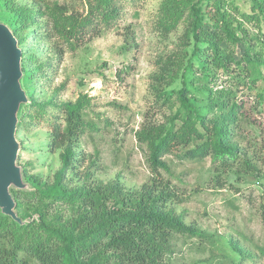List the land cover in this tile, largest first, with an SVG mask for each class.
I'll return each mask as SVG.
<instances>
[{"label": "trees", "instance_id": "obj_1", "mask_svg": "<svg viewBox=\"0 0 264 264\" xmlns=\"http://www.w3.org/2000/svg\"><path fill=\"white\" fill-rule=\"evenodd\" d=\"M85 1L89 11L80 17L56 2L51 6L38 0L39 9L34 10L0 0V8L10 13L7 18L0 16V21L12 30L19 46L35 15L46 18V34L71 44L88 28L95 31L94 21L108 26L118 16L116 0ZM248 2V13L236 10L233 0H170L162 6L159 26L165 33L182 21L187 26L180 39L182 49L156 61L157 85H152L156 103L174 107V113L166 125L143 126L135 134L147 149L150 171L139 189L126 191L117 181L70 185L67 172L78 162L77 143L94 126L84 118L85 98L59 106L64 122H55L49 141L50 148L60 150L61 167L50 182L22 167L29 190L11 193L17 216L30 221L20 226L0 214V264H171L175 236H204L170 208L176 194L163 178L162 172L170 173L163 158H209L222 168L215 176L223 180L235 170L236 176L260 174L253 161L264 166V158L242 152L254 145L248 138L251 130L264 126V62L256 53L258 43L264 46V0ZM232 12L240 21H254L256 33L246 34L243 22ZM222 44L241 46L242 54L236 59ZM28 60L23 53L22 85L29 103L21 109L17 133L25 127V119L34 118L32 108L43 110L53 104H40L28 92L33 74L27 69ZM218 70L233 80L214 90L211 85ZM177 81L179 87H172ZM262 220L264 225V210ZM233 249L242 253L236 246Z\"/></svg>", "mask_w": 264, "mask_h": 264}, {"label": "rangeland", "instance_id": "obj_2", "mask_svg": "<svg viewBox=\"0 0 264 264\" xmlns=\"http://www.w3.org/2000/svg\"><path fill=\"white\" fill-rule=\"evenodd\" d=\"M8 1L15 8L39 9L38 0ZM168 1L116 0L118 16L108 26L94 21L95 31L88 28L82 37L72 39L71 44L55 34L52 37L46 34L44 31L49 30L46 18L35 15V23L23 31L26 40L20 46L29 58L27 69L33 71L28 92L40 104L50 101L53 104L43 110L32 108L30 113L34 118L25 119V127L16 135L22 143L18 162L29 174L52 181L61 167L60 150L50 148L49 141L55 122H64L59 106L85 98L84 118L94 127L87 128L77 143L78 162L70 165L67 172L70 185L117 181L126 191H132L148 181V152L135 134L143 126L166 125L174 113V107L156 103L152 85H157L156 61L182 49L180 39L187 26L182 21L168 33L162 30L161 8ZM44 2L51 6L55 2L65 5L80 17L89 11L85 0ZM233 2L236 10L250 12L248 0ZM234 14V19L240 21ZM0 16L9 17L8 9L1 7ZM240 22L250 37L256 33L254 21ZM222 48L231 51L236 59L243 51L241 46L228 44H222ZM190 50L188 47L186 51ZM256 53L261 54L264 62V46L258 43ZM232 80L218 70L211 86L216 90ZM179 85L177 81L172 87ZM248 138L254 145L243 148V155L253 157L256 152L263 159L264 126L252 129ZM163 160L170 171L169 174L162 172L163 178L176 194L170 208L204 235L202 238L175 236L170 263L264 264V166L261 161H253L260 174L236 176L235 170L224 175L223 180V176H215V171L221 173L222 168L212 165L209 158L180 161L174 155H167Z\"/></svg>", "mask_w": 264, "mask_h": 264}, {"label": "water", "instance_id": "obj_3", "mask_svg": "<svg viewBox=\"0 0 264 264\" xmlns=\"http://www.w3.org/2000/svg\"><path fill=\"white\" fill-rule=\"evenodd\" d=\"M23 51L12 30L0 21V214L24 226L15 211L11 190H29L19 165L21 143L17 139L20 112L29 103L22 85Z\"/></svg>", "mask_w": 264, "mask_h": 264}]
</instances>
